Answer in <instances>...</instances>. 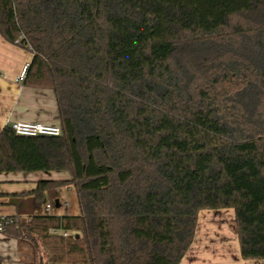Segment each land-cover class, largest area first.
<instances>
[{"label":"trees","instance_id":"obj_1","mask_svg":"<svg viewBox=\"0 0 264 264\" xmlns=\"http://www.w3.org/2000/svg\"><path fill=\"white\" fill-rule=\"evenodd\" d=\"M0 33L63 130L0 128V173L71 174L8 194L23 264H179L222 209L264 260V0H0ZM64 186L79 211L44 212Z\"/></svg>","mask_w":264,"mask_h":264},{"label":"crops","instance_id":"obj_2","mask_svg":"<svg viewBox=\"0 0 264 264\" xmlns=\"http://www.w3.org/2000/svg\"><path fill=\"white\" fill-rule=\"evenodd\" d=\"M31 59L32 53L30 50L9 42L0 33V128L10 122L17 121L58 123L57 103L53 91L33 88L25 85L23 81L17 80L22 67L26 63H30ZM15 173L18 172H7V174L13 175L10 177H7L8 175H5L4 172L0 173V204L13 206L15 212L11 214H15L17 210L14 205L9 204L8 194L30 191L36 187L37 180L44 179L19 178L18 175L20 174L15 175ZM63 178L66 177L63 176ZM26 181L30 183L22 184ZM222 210H203L206 212H204V217H209L211 212L216 213ZM229 210H232L234 214L233 209ZM234 218L233 222L235 221ZM208 219L210 221L209 224L207 223L208 225H215L213 219ZM200 220L201 216H199L194 241L179 264H264L230 263L237 259V255L241 257L235 226L226 228L224 224L220 223L221 225L217 227H206L205 239H199ZM206 240L210 241V245H204ZM230 244H233V246ZM31 253V247L27 240L17 239L0 231V264H23V261L30 257ZM45 255V258H47V254Z\"/></svg>","mask_w":264,"mask_h":264},{"label":"rangeland","instance_id":"obj_3","mask_svg":"<svg viewBox=\"0 0 264 264\" xmlns=\"http://www.w3.org/2000/svg\"><path fill=\"white\" fill-rule=\"evenodd\" d=\"M56 125L60 126L59 123H56ZM61 127V126H60ZM5 175H8L7 177L13 176L12 174H7V172ZM18 175L19 178H26V179H34V178H70L71 174L69 171H64V172H50V171H28V172H18L15 173V175ZM14 175V176H15ZM30 182H23L22 184H28ZM59 206H54L52 207L50 210H46L45 206L43 207V211L46 213H56V214H70V213H74V212H78V202H77V198H76V194H75V188L73 186H64L60 189V193H59ZM15 212V208L13 206L10 205H6V204H0V213L2 214H11ZM205 211H202L200 213L201 216V220H200V229H199V234H198V238L205 239V236L207 234V232L205 231V228H211V227H217L220 226L222 224H224V226L227 227H234L235 226V221L233 222V216L234 214L232 213V210L229 209H223L222 211L219 212H211L209 217H204V213ZM214 213V214H213ZM209 215V214H208ZM211 218L215 221V225L213 224H209V219ZM235 219V218H234ZM208 223V224H207ZM234 225V226H233ZM206 228V229H207ZM201 243V242H200ZM204 245H210V241L206 240L204 242ZM231 246H233V244H230ZM234 251V248L232 249ZM234 253V252H232ZM230 263H264L263 260H255V259H243L241 258L239 255H237V259L233 260V262Z\"/></svg>","mask_w":264,"mask_h":264},{"label":"built area","instance_id":"obj_4","mask_svg":"<svg viewBox=\"0 0 264 264\" xmlns=\"http://www.w3.org/2000/svg\"><path fill=\"white\" fill-rule=\"evenodd\" d=\"M30 63H26L21 70V73L18 77V81H24L27 70ZM12 128L16 133L20 135L27 136H37V135H50V136H62L63 130L60 126L56 124L44 123L40 121H17L10 122ZM52 208L51 204L48 203L45 207L46 210ZM6 219V214L0 213V231L3 229V221ZM67 234V233H65Z\"/></svg>","mask_w":264,"mask_h":264},{"label":"water","instance_id":"obj_5","mask_svg":"<svg viewBox=\"0 0 264 264\" xmlns=\"http://www.w3.org/2000/svg\"><path fill=\"white\" fill-rule=\"evenodd\" d=\"M60 205V203H59V200L57 199V204H56V206H59Z\"/></svg>","mask_w":264,"mask_h":264}]
</instances>
